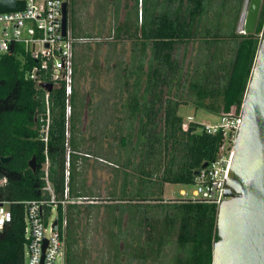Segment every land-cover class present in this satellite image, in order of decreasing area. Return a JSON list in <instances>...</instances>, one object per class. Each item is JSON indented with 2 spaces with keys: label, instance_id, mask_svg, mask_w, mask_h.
Returning a JSON list of instances; mask_svg holds the SVG:
<instances>
[{
  "label": "trees",
  "instance_id": "obj_1",
  "mask_svg": "<svg viewBox=\"0 0 264 264\" xmlns=\"http://www.w3.org/2000/svg\"><path fill=\"white\" fill-rule=\"evenodd\" d=\"M70 1L74 4L75 0ZM212 1L141 0L140 7V1L134 0L122 25L110 28L118 40H133L131 68L126 74L133 82L122 102L124 115L117 128L120 147L115 172L123 181L120 194L112 192L115 201L105 203V207L111 223L117 226L116 232H108L112 246L119 250L123 239L131 254L138 257L136 264H146L153 253L168 264H212L213 245L218 239L217 206L183 200L165 202L163 192L165 183H193L204 164L217 159L225 138L221 129L207 132L199 120L184 129L179 110L189 102L184 99L187 93L198 108L218 115L241 112L264 28L263 2L256 34L236 32L237 11L232 30L210 32L205 18L214 13L209 7ZM237 1L240 11L242 0ZM110 3L115 4L110 16L117 21L121 0ZM106 5L107 0L97 5L102 19L97 33L74 19L73 35L101 37L108 17ZM195 40L200 41L199 55L191 71L190 65L185 67L184 57L179 58V46ZM81 45H88V41L75 44L74 67L80 73L85 64L82 56H86L79 50ZM205 52L208 58L201 61ZM34 63L23 42L14 41L9 51L0 53V178L7 177L0 185V199L14 201L9 204L13 219L0 231V264H25V222L23 205L18 201L45 196L47 160L50 181L58 197H64L65 93L62 88L50 93L52 117L45 141L41 131L47 122L41 120L48 108L45 91L27 77ZM117 86L122 90L121 83ZM1 156H12V160L3 163ZM33 156L36 171L29 166ZM93 197L84 179H77L73 166L69 195L73 202L67 203V264H84L75 251L80 214L83 207L89 215L101 205L78 200ZM168 246L174 250L164 253Z\"/></svg>",
  "mask_w": 264,
  "mask_h": 264
},
{
  "label": "rangeland",
  "instance_id": "obj_2",
  "mask_svg": "<svg viewBox=\"0 0 264 264\" xmlns=\"http://www.w3.org/2000/svg\"><path fill=\"white\" fill-rule=\"evenodd\" d=\"M111 1L107 0L105 7L108 17L104 22L105 26L100 40L91 39L88 41V45L78 46L79 50L86 54V56H82L85 59V64L82 67L83 72H77V81L80 83L79 87L85 99H87V93H91V102H85V107L82 108V112H88V126H91V130L94 128L93 123L97 127V123L99 122L96 119L97 114L95 115V113H97L96 107L100 104L103 96L107 99L105 100L106 102L101 103L102 110L106 113L107 123L109 124L111 121L113 129L116 121V127L118 128V122H120L124 115L121 110L122 102L128 96V90L125 89L130 87V83L133 82L131 77L126 76L127 71L131 68L133 40L127 37L118 40L109 34H113V31L110 30L111 27H120L122 25L126 12L131 9L134 0H121L120 18L117 21L114 20L113 16H110L111 12L115 10V4L110 3ZM139 1L141 7V0ZM102 2L103 0H75L73 4L69 1L68 29L72 35V22L74 19L77 24L83 25L84 28H89L93 33L98 32L102 19L98 13L97 5ZM209 7L214 9L212 17L205 18L210 32L225 33L233 29L232 24L236 20L235 15L237 12H240L238 11L237 0H213L210 2ZM99 10L102 11V5L99 7ZM140 19L141 12L139 10ZM93 24H95L94 28ZM199 47V40L190 42L187 47L184 44L181 45L179 58H183V53L186 48L184 56L185 67L190 65L191 71H193L195 58L199 55ZM207 56L208 52L203 53L201 61H206ZM117 73L120 74L118 75ZM120 83L124 87L122 90L117 86ZM186 89L188 90V88ZM188 97V94L185 93L184 99H188L189 102L188 104L181 105L179 110V113L184 116L185 120L188 115H193L196 120L201 122H214L218 119V113L205 110L204 108H198L192 99ZM206 101L208 102V100ZM78 129V138L85 139L82 148H86L89 146L87 139L91 131H87L83 135V124L81 122ZM46 130L47 127L42 129V131ZM119 147L117 132V153L119 152ZM77 167V179H84L89 193L95 195V200L90 201L99 203L101 206L93 208L89 215H87L88 212L86 209L84 207L82 208L83 212L80 214V224L77 226L78 242L75 251L83 259L84 264H136L138 257L131 254V248L125 246L123 239L120 242L119 250H116L111 243L112 237L108 234L111 229L116 232L117 226L111 223L112 218L105 207V203L115 201L112 200V192H115L117 195L120 194L123 181L122 175L117 174L113 166H110L108 163H101L95 158H90V160H86L83 163L79 162ZM131 187H129V190ZM195 188L196 185L194 183H165L163 192L164 201H181L183 198L181 194L182 190L191 194ZM46 215H48L46 216L48 223H52L53 221L59 222V217L62 215L60 205L59 207H53L52 212L50 213L48 211ZM171 248L174 250V246H171ZM171 248L170 246L166 247L164 253L169 252ZM145 263L168 264V261L163 259V257H157L153 253ZM56 264H65V261L59 257Z\"/></svg>",
  "mask_w": 264,
  "mask_h": 264
},
{
  "label": "built area",
  "instance_id": "obj_3",
  "mask_svg": "<svg viewBox=\"0 0 264 264\" xmlns=\"http://www.w3.org/2000/svg\"><path fill=\"white\" fill-rule=\"evenodd\" d=\"M25 1L24 10L0 12V53L9 51L11 44L23 42L30 56L35 59L27 77L45 91L42 86L51 83L53 87H62L69 97L74 81V48L77 42L87 38H77L67 29L62 33L63 4L70 0H20ZM261 33V38H262ZM66 110L71 106L66 102ZM242 111L239 113H221L214 122H202L204 129L214 133L221 129L225 138L217 159L203 166L194 178L196 188L191 194L182 190L183 201L214 204L219 208L226 196L227 179L233 147L241 124ZM197 121L193 115L183 120L182 127L188 129L191 122ZM70 153L66 155L65 182L63 198L58 197L49 178L48 166H44L43 187L45 196L40 199L20 200L23 205L25 264H56L61 257L65 261L67 203L69 202V162ZM7 182V177L0 178V185ZM14 201L0 199V231L13 219L9 204ZM62 206L59 222L48 223L47 212L53 207ZM60 215V214H59ZM46 244V247H44Z\"/></svg>",
  "mask_w": 264,
  "mask_h": 264
},
{
  "label": "water",
  "instance_id": "obj_4",
  "mask_svg": "<svg viewBox=\"0 0 264 264\" xmlns=\"http://www.w3.org/2000/svg\"><path fill=\"white\" fill-rule=\"evenodd\" d=\"M262 2L245 0L239 29L255 32ZM24 8L25 1L0 0V12ZM67 29L68 2H65L64 36ZM42 86L49 91L53 88L51 83ZM241 111L227 179V199L218 208V239L213 245L212 264H264V28ZM1 160L8 163L12 156H1ZM29 166L36 171V156L29 160Z\"/></svg>",
  "mask_w": 264,
  "mask_h": 264
},
{
  "label": "flooded vegetation",
  "instance_id": "obj_5",
  "mask_svg": "<svg viewBox=\"0 0 264 264\" xmlns=\"http://www.w3.org/2000/svg\"><path fill=\"white\" fill-rule=\"evenodd\" d=\"M244 2H245V0H242V2H241L240 12H239V16H238V19L236 22V32L240 35L256 34V30L253 33H248L244 27L239 29L240 17L242 14ZM263 2H264V0H263ZM263 2H262V5H263ZM260 12H261V10H260ZM112 33H113L112 37H115L114 31ZM259 37H261V34H259ZM91 39L100 40V37H98V38L97 37L87 38L86 41H89ZM181 45L179 46L180 47L179 52L181 49ZM187 45H186V47H187ZM185 52H186V48H185ZM185 52L183 53V57L185 56ZM79 84L80 83L77 81V72L74 70V81H73L72 93L69 97L65 96V105H66V102L68 101L70 106H71L69 112L67 110L65 111V120H66V123H65V148H66L65 157L67 155V152L70 153V157H69L70 158V162H69V169H70L69 186H70L71 173H72L73 166L77 172V170H78L77 166H78L79 162L83 163L86 160H90V158H95L96 160H98L101 163L104 162V163H108L110 166H113L114 170L117 167V164H116V159H117V127H116L117 125H116V121H115V126L113 125L114 128L112 129L111 121L109 124L107 123L106 113L103 112L102 106H101L102 105L101 103L106 102L105 100H107V99L105 96H103L102 99L100 100V104L97 105V107H96L97 113H95V115L97 114L96 119L99 122L97 123V127H96L95 123H93L94 128L91 130V126H88V122H89V120L87 118L88 112H82V108L85 107V102H87V103L91 102V93H87V99H85L83 97V93L79 87ZM57 88H62V87H53L52 90L50 91V93ZM128 89H129V87L125 90H128ZM50 93H49L48 100L45 99L46 104L48 106L47 111H46V113H44V114L42 113V115H41L42 116L41 120L47 121L46 124L44 126H42V128H41V131H42V129L44 127H47L46 131H42L43 133H45V135H44L45 141L48 140V132H49L50 121H51V117H52L51 116V110H50ZM74 121H75V124H74ZM80 122L83 124V135L85 134V132L91 131L90 136L87 139V141H89V146H87L86 148H82V145L85 142V139L84 138H78L77 129L79 127ZM113 124H114V122H113ZM46 164H47V166L49 165L48 160L46 161L45 165ZM65 167H66V160H65ZM91 200H95V197H93ZM86 201L87 200H84V201L81 199L78 200V202H86ZM69 202H73V200H69ZM87 202H94V201L88 200ZM67 227H68V223H67ZM66 234H67V228H66ZM67 251H68V247H67V241H66L65 264H67Z\"/></svg>",
  "mask_w": 264,
  "mask_h": 264
}]
</instances>
